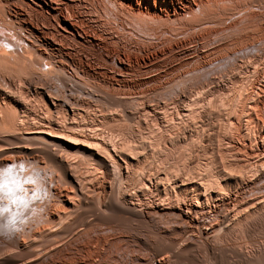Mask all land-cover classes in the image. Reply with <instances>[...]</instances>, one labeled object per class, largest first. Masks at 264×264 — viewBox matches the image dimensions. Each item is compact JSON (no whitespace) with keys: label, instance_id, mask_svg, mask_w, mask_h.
I'll use <instances>...</instances> for the list:
<instances>
[{"label":"bare ground","instance_id":"6f19581e","mask_svg":"<svg viewBox=\"0 0 264 264\" xmlns=\"http://www.w3.org/2000/svg\"><path fill=\"white\" fill-rule=\"evenodd\" d=\"M257 2L0 0V164L36 162L51 194L0 264H264V68L224 65L223 83L187 46L262 27ZM206 113L222 170L193 162Z\"/></svg>","mask_w":264,"mask_h":264},{"label":"rangeland","instance_id":"374dc122","mask_svg":"<svg viewBox=\"0 0 264 264\" xmlns=\"http://www.w3.org/2000/svg\"><path fill=\"white\" fill-rule=\"evenodd\" d=\"M245 1V0H244ZM248 2H251V1H253V0H247ZM254 1H256L257 2V0H254ZM259 1V0H258ZM262 1H264V0H260L259 2H257V3H260L259 5L261 6V9H264V2H262ZM87 2V1H86ZM86 2H81V3H79V6L80 7H82V8H86L87 9V3ZM86 3V4H85ZM13 4L14 5H19V2L17 1L16 3L15 2H13ZM83 6H82V5ZM4 5H6V6H4ZM12 4H10V2H9V4L7 5V4H2L1 3V6H3L4 7V9H10L9 11H11L12 13H13V15H16V12L17 11H14V7H16V6H14V5H12ZM22 6H24L23 4H21ZM85 5H87V6H85ZM98 7H97V6ZM95 6H94V8H97L96 10L97 11H99V12H97L98 14H101L100 15V17L101 16H103V14L102 13H104L105 12V10H104V8L102 7V5L101 4H99V3H97ZM100 5H101V7H100ZM185 6H186V4H185ZM1 8V7H0ZM98 8H99V10H98ZM100 8H102V10H100ZM3 9V8H2ZM27 12H28V10H26ZM102 12V13H101ZM15 13V14H14ZM102 18V17H101ZM233 20L232 19H230V20H228V22H232ZM263 21H264V18H263ZM227 22V21H226ZM242 24V25H241ZM245 24L244 23H240V24H238V25H236V27H234V28H232L231 29V32L233 33H237L238 31H240V27L241 26H244ZM136 27V26H135ZM238 27V28H237ZM262 27H264V24L262 25ZM261 25H260V27H258V26H254V27H250L249 29L247 28V29H245L244 30V32L247 34L246 35V37H242V38H240L239 36H236V38L235 39H237V40H232L231 38H226L225 37V35H226V33H223V35H221L222 33L221 32H217L215 35L217 36V37H215V35H211L210 36V38H209V40L207 41H204V42H202L201 40H196V41H198L197 43H196V41H194V40H191V42H189L188 44H187V46L189 47H194V46H197V48L199 49V51H198V54H197V56L194 58L195 60L196 59H198L199 60V62H197V61H192L193 63H194V65H196L197 67H202V69L203 70H210L211 72H212V77L213 78H215V79H217V80H219V81H221V82H223V77H221L220 76V71H221V69H224V65L227 67V71H228V73H230V72H232L233 70V67L235 66V65H237V62H239L238 64H240L241 62H247V61H253L255 64H258V68H260V70H263L262 68H264V46H261L262 44L261 43H259L260 42V40L261 39H263V37H264V28L261 30ZM242 28V27H241ZM237 29H239V30H237ZM254 30H256V31H254ZM259 30V31H258ZM252 31L255 33H252ZM243 32V33H244ZM257 32V33H256ZM260 32H261V34H260ZM260 34V35H259ZM259 35V36H258ZM223 36V37H222ZM215 37V38H214ZM247 37H249V39L247 38ZM253 37V38H252ZM256 37V38H255ZM226 39H228L227 41H226ZM232 41H231V40ZM216 40H219V41H217L216 42ZM259 40V41H258ZM227 42V46H226V48H220V49H222V50H220V49H216V50H213L212 48H214V46H216L217 45V43H220V42ZM244 41V42H243ZM249 41V42H248ZM215 42H216V44H215ZM237 42V43H236ZM141 44H143V42H140ZM200 43V44H199ZM202 43H203V46L205 47V49L204 48H202ZM235 43V45H231V44H234ZM243 43V44H242ZM192 44V45H191ZM193 44H194V46H193ZM205 44V45H204ZM212 45V46H209V45ZM215 44V45H214ZM229 44V45H228ZM261 44V45H260ZM110 45V44H109ZM112 45V44H111ZM214 45V46H213ZM231 45V46H230ZM259 46V47H257V46ZM136 46V45H135ZM206 46H208V47H206ZM230 46V47H229ZM233 46H235L234 48H233ZM81 49H83V50H85V52H86V54L87 53H89L90 52V50H93V48L91 47V46H89L88 44H83V45H81ZM239 47V48H238ZM245 47V48H244ZM256 47V48H255ZM261 47H263V48H261ZM208 48V49H207ZM230 48V49H229ZM242 48V49H241ZM262 49V51H263V53L261 54V52L262 51H259L258 52V54L256 53V49L258 50V49ZM209 49H211V50H209ZM224 49V50H223ZM229 49V50H228ZM206 50V51H205ZM218 50V51H217ZM247 50V51H246ZM100 51L102 52V53H104V49H100ZM210 51H212V54H211V52ZM246 53H245V52ZM215 52V53H214ZM220 52H222V53H220ZM243 52H244V54H243ZM248 52V53H247ZM90 53H92V52H90ZM97 52H93L92 54L94 55V54H96ZM208 53V55H206V54ZM210 53V54H209ZM218 53V54H217ZM241 53V54H240ZM256 54V55H255ZM139 55H142V54H139ZM205 55V56H204ZM219 55V56H218ZM222 55V56H221ZM238 55L240 56V57H238ZM243 55V56H242ZM248 55V56H247ZM261 55V56H260ZM214 58V60H213V58ZM227 59H226V58ZM256 57V58H255ZM259 57V58H258ZM262 57V58H261ZM212 58V59H211ZM239 58H242L241 59V61L239 60ZM246 58H247V60H246ZM254 58V59H253ZM168 59H169V57H168V55H166L165 56V58H161V57H159V58H157L156 59V61L158 62V61H165V62H167L168 61ZM223 59V60H222ZM244 59V60H243ZM249 59V60H248ZM252 59V60H251ZM258 59V61H255V60H257ZM209 60V61H208ZM224 60H225V62H224ZM237 61V62H236ZM260 61H262V62H260ZM211 62V63H210ZM221 62V63H220ZM222 62H224V63H222ZM229 62V63H228ZM234 64H233V63ZM257 62V63H256ZM261 63V64H259V63ZM63 63H65V62H63ZM197 63V64H196ZM107 64L108 65H113V61L112 60H109V61H107ZM162 64V63H161ZM200 64V65H199ZM204 64H206V66H204ZM213 64V65H212ZM233 64V65H232ZM216 66V68H214L215 66ZM218 65V66H217ZM230 66L232 67V68H230ZM261 66V67H260ZM137 72H133V73H130L131 74V76L133 77H136L137 76V74H136ZM133 74V75H132ZM225 74L227 75V72H225ZM136 75V76H135ZM215 75V76H214ZM133 77V78H134ZM218 77V78H217ZM216 80V81H217ZM224 83V82H223ZM136 88H132L131 89V91L133 92L134 90H135ZM110 112L112 111V110H110V108L108 107L107 108ZM112 109V108H111ZM207 116V113L203 116V120H202V122L201 123H199L198 125V129L197 130H194V133L192 134V139L194 138V139H200V141H201V143H197L196 144V146H194L193 147V149L192 150H195V152H194V154H196V155H194L193 154V156H194V158H193V162L194 163H198V164H202V163H206V162H208V161H210V160H213L214 161V163H215V165L217 166V169H221L222 170V166H227L228 165V163L229 164H233V162L235 161V160H232L230 157H227L226 156V158L224 157V156H222L221 155V148H219V146H218V140H219V138L221 137V132H222V127H221V121H220V116L218 117L217 116V114L215 115V114H213L210 118H208V117H206ZM206 120V121H205ZM220 126V127H219ZM197 135V136H196ZM218 137V138H217ZM9 143H11V144H7L8 146L7 147H9V148H11V149H15V150H20L21 149V147H20V145H18V144H16V143H14V146H13V144H12V142H9ZM18 145V146H17ZM11 146V147H10ZM17 147V148H16ZM2 147H0V149H1ZM20 148V149H19ZM202 150V151H201ZM127 151V150H126ZM126 153H128L129 155H131L132 157H135L134 155H132L129 151H127ZM142 152H139L138 154H141ZM215 155V156H214ZM195 158H197V160L195 159ZM215 159V160H214ZM220 159V160H219ZM191 161H192V159H191ZM196 161V162H195ZM232 161V162H231ZM223 163V165H222V163ZM235 163V162H234ZM49 230H51V229H49ZM57 230H58V228H57ZM259 232H261V230H258V236H259V240H260V242H262V239H263V241H264V232H261V233H259ZM261 235V236H260ZM262 243H264V242H262Z\"/></svg>","mask_w":264,"mask_h":264},{"label":"clouds","instance_id":"9594fccd","mask_svg":"<svg viewBox=\"0 0 264 264\" xmlns=\"http://www.w3.org/2000/svg\"><path fill=\"white\" fill-rule=\"evenodd\" d=\"M50 196L45 171L36 162L14 158L0 164V236L23 231L43 213Z\"/></svg>","mask_w":264,"mask_h":264}]
</instances>
